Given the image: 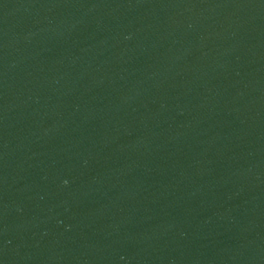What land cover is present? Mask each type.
Segmentation results:
<instances>
[{
  "label": "water",
  "instance_id": "1",
  "mask_svg": "<svg viewBox=\"0 0 264 264\" xmlns=\"http://www.w3.org/2000/svg\"><path fill=\"white\" fill-rule=\"evenodd\" d=\"M0 264H264V0H0Z\"/></svg>",
  "mask_w": 264,
  "mask_h": 264
}]
</instances>
